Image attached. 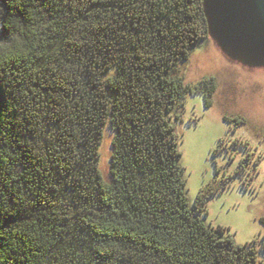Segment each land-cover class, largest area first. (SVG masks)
I'll return each instance as SVG.
<instances>
[{
	"label": "trees",
	"instance_id": "16d2710c",
	"mask_svg": "<svg viewBox=\"0 0 264 264\" xmlns=\"http://www.w3.org/2000/svg\"><path fill=\"white\" fill-rule=\"evenodd\" d=\"M208 37L202 0H0V264H257L179 163L177 110L217 85L178 67Z\"/></svg>",
	"mask_w": 264,
	"mask_h": 264
},
{
	"label": "rangeland",
	"instance_id": "374dc122",
	"mask_svg": "<svg viewBox=\"0 0 264 264\" xmlns=\"http://www.w3.org/2000/svg\"><path fill=\"white\" fill-rule=\"evenodd\" d=\"M184 80L195 83L205 75L216 80L212 103L190 93L177 112L186 194L192 204L200 186L213 181L218 189L207 196L206 223L223 225L235 243L255 238L257 264L264 261V67L247 66L229 58L208 37L193 47L178 67ZM244 118L234 125L223 119ZM111 131L106 127L99 146L98 168L108 177ZM220 142V143H219ZM249 246L252 243L248 244Z\"/></svg>",
	"mask_w": 264,
	"mask_h": 264
},
{
	"label": "water",
	"instance_id": "95a60500",
	"mask_svg": "<svg viewBox=\"0 0 264 264\" xmlns=\"http://www.w3.org/2000/svg\"><path fill=\"white\" fill-rule=\"evenodd\" d=\"M209 37L229 58L264 67V0H202Z\"/></svg>",
	"mask_w": 264,
	"mask_h": 264
}]
</instances>
